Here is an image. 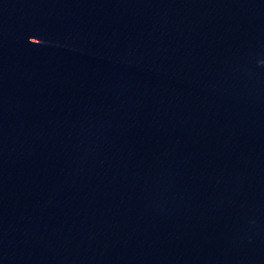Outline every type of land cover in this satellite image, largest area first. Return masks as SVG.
<instances>
[{
    "label": "water",
    "instance_id": "95a60500",
    "mask_svg": "<svg viewBox=\"0 0 264 264\" xmlns=\"http://www.w3.org/2000/svg\"><path fill=\"white\" fill-rule=\"evenodd\" d=\"M0 264H264V0H0Z\"/></svg>",
    "mask_w": 264,
    "mask_h": 264
}]
</instances>
